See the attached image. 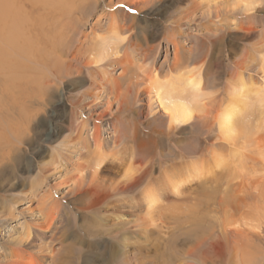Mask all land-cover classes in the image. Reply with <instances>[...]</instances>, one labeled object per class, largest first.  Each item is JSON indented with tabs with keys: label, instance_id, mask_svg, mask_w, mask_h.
Masks as SVG:
<instances>
[{
	"label": "rangeland",
	"instance_id": "rangeland-1",
	"mask_svg": "<svg viewBox=\"0 0 264 264\" xmlns=\"http://www.w3.org/2000/svg\"><path fill=\"white\" fill-rule=\"evenodd\" d=\"M46 12L31 17L49 23L43 34L57 32L54 41L35 36L21 49L33 58L46 48L49 69L0 45V264L18 263L11 250L19 248L33 256L19 264H264V0L250 10L233 0H61L55 20ZM12 20L0 26L17 42L25 35L7 31ZM114 33L118 56L95 67L94 37ZM139 65L149 78L193 68L202 78L197 116L169 125ZM240 86L245 106L223 141L217 116ZM89 133L100 134L101 156ZM92 157L102 160L94 181ZM180 165L183 176L163 179ZM148 184L150 211L140 201ZM146 212L153 221L145 238L138 221Z\"/></svg>",
	"mask_w": 264,
	"mask_h": 264
},
{
	"label": "bare ground",
	"instance_id": "bare-ground-1",
	"mask_svg": "<svg viewBox=\"0 0 264 264\" xmlns=\"http://www.w3.org/2000/svg\"><path fill=\"white\" fill-rule=\"evenodd\" d=\"M67 1V0H66ZM201 1V0H200ZM203 1H206L207 0H203ZM20 4H23L22 5V10H17L19 9L17 7V3ZM113 2V1H112ZM233 2L235 3V5L237 4H240L242 6H244L246 9H251L252 6L255 4V0H233ZM82 2H80L79 4H73V8H77V7H80V5ZM61 4V0H0V24H3V22H1V20H3V17H4V20L5 21H9L11 18H13V20L10 22V23H5L4 26H6L7 28V31H9V29H13L14 28H18L19 31H23L24 32V35L25 37L23 38H20V39H17V42H13V41H9L7 40V33L4 32V29L2 28V25L0 26V45H7V50L11 49V50H16L17 48L19 49V52L20 54H22V58L24 56V60L29 62L30 60L32 61V63L34 65H36L35 67H38L40 66V68L42 67V70L45 68H48L49 69V66H50V60L47 58L46 56V48L44 51H39L37 49L34 50V52L32 53V57H30V53L32 52H29L27 50L28 47H26V49H21L22 47H24L25 45H28V41H29V38H33V37H37L41 40H46L47 38H49L50 41H52L54 38L53 35H57L56 33L57 32H47L45 34H43V29H47L46 27L48 26L47 23H43L44 19H40L39 20V17L38 19H35V18H32L31 15L34 13L35 10H46L47 12L45 14H48V18L50 20H55V17H56V14L58 12H56V9H59V5ZM201 4V3H200ZM24 6L26 7L25 8V11H24ZM107 6V5H106ZM72 7V6H71ZM72 8V9H73ZM61 9V8H60ZM135 9V8H134ZM17 10V11H16ZM63 10V9H62ZM20 12V15H21V19L16 21L17 19H15V16H16V13H19ZM61 12V11H60ZM83 12V11H82ZM115 12V11H114ZM38 15V14H37ZM150 15V14H149ZM12 16V17H11ZM34 16V15H33ZM35 17V16H34ZM43 18V17H42ZM68 18V16L66 17ZM79 20V19H78ZM115 20V19H114ZM67 21V20H66ZM71 21V20H70ZM223 21V20H222ZM113 22L112 21V24L113 25ZM70 23V22H68ZM82 23V22H81ZM51 24V23H50ZM73 24V23H72ZM79 24V23H78ZM117 24V23H116ZM60 25V24H59ZM79 26V25H78ZM113 29L114 27L116 26H111ZM72 28V27H71ZM78 28V27H77ZM116 29V28H115ZM145 30V29H144ZM18 31V32H19ZM12 32V31H11ZM62 32V31H61ZM59 32V33H61ZM148 32V31H147ZM151 32V31H150ZM10 34V33H8ZM14 34H18L17 32L14 33ZM64 34V32H63ZM21 35V34H19ZM13 36V35H11ZM14 37V36H13ZM168 37V36H167ZM82 38V37H81ZM34 39V38H33ZM38 39V40H39ZM59 39V38H58ZM9 42H7V41ZM15 40V39H14ZM67 40V39H66ZM94 40H95V51H94V55L92 58L93 61H94V65L95 67H101V62L103 61V64H105V62L107 61V59H109V57L111 56L112 54V57L118 52V51H115V49L118 48L117 45H119V43L122 42V37H120L117 33H114V34H111L110 36L108 34L106 35H97L94 37ZM93 40V41H94ZM16 41V40H15ZM54 41V40H53ZM60 41V40H59ZM69 41V40H68ZM34 42V41H33ZM60 42H63V41H60ZM35 43V42H34ZM33 43V44H34ZM42 43H44L45 45H47V48L49 49L50 52H53L55 49H54V46L52 43H50L48 41V43L46 41H42ZM57 43V42H56ZM55 43V44H56ZM64 43V42H63ZM67 43V42H65ZM64 43V44H65ZM126 43V42H125ZM177 43V42H176ZM38 44V43H37ZM36 44V45H37ZM59 45V44H58ZM57 45V46H58ZM70 45V44H69ZM220 45V44H219ZM121 46V45H120ZM1 47V46H0ZM34 47V46H33ZM218 47V46H217ZM3 48V47H1ZM4 48V50H6ZM88 48V47H87ZM22 50H25V51H22ZM64 50V49H63ZM3 51V50H2ZM18 51V50H17ZM72 51V50H71ZM74 51L76 52V50L74 49ZM89 51V50H87ZM13 52V51H12ZM11 52V53H12ZM62 52V50H61ZM79 52V51H78ZM133 52V51H132ZM178 52V51H177ZM84 53V52H83ZM6 54V52H5ZM14 54V53H13ZM11 54V55H13ZM19 54V55H20ZM81 54V53H80ZM18 55V56H19ZM36 55H38L40 57V59L37 61L36 59ZM64 55V54H63ZM62 55V56H63ZM178 55V53H177ZM9 56V54H8ZM61 56V57H62ZM118 56V55H117ZM115 55V57H117ZM182 56V55H181ZM20 57V56H19ZM4 58V57H3ZM78 58V57H77ZM176 58V57H175ZM6 59V58H5ZM20 59V58H19ZM30 59V60H29ZM35 59V60H34ZM115 59V58H114ZM119 59V58H118ZM135 59V58H134ZM4 60V59H3ZM75 60V59H74ZM85 60V59H84ZM20 62V60H17ZM22 61V60H21ZM91 61V60H90ZM120 61V60H119ZM136 61V60H135ZM108 62V61H107ZM15 63V61H14ZM23 63V62H22ZM18 64V63H17ZM22 65V64H21ZM20 65V67H21ZM31 65V64H30ZM30 65L27 66V71L31 70L32 67H29ZM52 65V63H51ZM124 65V64H123ZM177 65V64H176ZM15 66H17L15 64ZM14 66V67H15ZM66 66V65H65ZM114 66V65H113ZM62 67V66H60ZM68 67V66H67ZM112 67V66H111ZM139 72L143 73L144 71L146 72L145 75H147V79H148V83H147V89H149V93L150 96H151V99L154 97V100H156V104L158 106L159 109L163 110L164 112V117L168 120V124L169 125H173V126H177V125H185V124H188L189 122L192 121V119L194 117L197 116V108L200 107L198 106L199 102H200V98H199V95L202 93L201 91V84H202V78L201 77H197L194 75V72L192 71L193 68H191L190 70H183V69H180L178 71H176V73H171V74H167V75H162V76H159L158 75V72H151L153 73L150 78H149V74H150V71L145 70V67L144 65H139L137 66ZM175 68V66H174ZM6 69V68H5ZM38 69V68H37ZM130 69V68H129ZM136 69V68H135ZM176 69V68H175ZM20 70V69H19ZM77 70V69H76ZM125 70V68H124ZM174 70V69H173ZM16 71V70H14ZM34 71V70H33ZM32 71V74L33 75H37L35 73H33ZM40 71V70H39ZM45 71V70H44ZM47 71V70H46ZM69 71V70H68ZM126 71V70H125ZM124 71V72H125ZM67 72V71H66ZM100 77H101V80L104 78L105 75H107L106 73V70H102L100 71ZM11 73V72H10ZM16 73V72H15ZM18 73V72H17ZM16 73V74H17ZM21 73V72H20ZM29 73V72H28ZM47 73V72H46ZM50 73V72H49ZM58 73V72H57ZM56 73V74H57ZM123 73V72H122ZM5 74H7L5 72ZM4 74V76H5ZM9 74V73H8ZM12 74V73H11ZM19 74V73H18ZM22 74V73H21ZM69 74V73H68ZM102 74V76H101ZM27 75V73H26ZM50 75V74H49ZM1 76V75H0ZM24 76V75H23ZM31 76V75H30ZM53 76H55V74L53 73ZM95 76V75H94ZM143 76V75H142ZM9 77V75H8ZM47 77V76H46ZM2 78V77H1ZM0 78V79H1ZM28 78V77H27ZM32 78H34L32 76ZM37 78V77H36ZM115 78V77H114ZM113 78V79H114ZM44 79V77H43ZM133 79V78H132ZM2 80L4 81V79L2 78ZM6 80V79H5ZM8 80V79H7ZM22 80V79H21ZM31 80V78H30ZM41 80V79H40ZM100 80V81H101ZM142 80V79H141ZM9 81V80H8ZM32 81V80H31ZM30 81V82H31ZM36 81V80H35ZM42 81V80H41ZM109 81V80H108ZM116 81V80H115ZM133 81V80H132ZM136 81V80H135ZM138 81V80H137ZM27 82V80H26ZM29 82V81H28ZM27 82V83H28ZM36 82H39V81H36ZM35 82V83H36ZM52 82V81H51ZM4 83H7V82H4ZM24 83V82H23ZM33 83V82H32ZM12 84V83H11ZM17 84V83H16ZM20 84V83H19ZM46 84V83H45ZM44 84V85H45ZM105 84V83H104ZM107 84V82H106ZM116 84V83H115ZM1 85V84H0ZM14 85V84H13ZM28 85V84H27ZM33 85V84H32ZM145 85V84H144ZM7 86V85H6ZM35 86V85H34ZM37 86V85H36ZM111 86V85H110ZM16 87H18L16 85ZM39 87V86H38ZM226 87V86H225ZM231 87V86H230ZM8 88V87H7ZM28 88V87H27ZM32 88V87H30ZM28 89V90H31V89ZM46 88V87H45ZM112 88V86H111ZM229 88V87H228ZM9 89V88H8ZM14 89V88H13ZM113 90V89H111ZM230 90V89H229ZM34 91V90H33ZM47 91V90H46ZM114 91V90H113ZM145 91V90H144ZM143 91V92H144ZM246 90L240 86V87H232L231 88V93H230V100L223 106L222 110L220 111L219 115L217 116V125H218V131L220 133V135L222 136L223 138V141L224 140H229L231 135L234 133L235 131V128L238 124V116L239 114L242 113V108L245 106V102H244V92ZM26 92V91H25ZM32 92V90H31ZM94 92V91H93ZM24 94V93H23ZM109 94V93H108ZM25 95V94H24ZM23 95V96H24ZM44 95V94H43ZM214 95V94H213ZM217 95V94H216ZM114 96V95H113ZM209 95H206V99ZM115 97V96H114ZM117 97V96H116ZM115 97V98H116ZM221 97V96H220ZM20 98V97H19ZM22 98V97H21ZM113 98V97H112ZM217 98V96H216ZM222 98V97H221ZM14 99V98H13ZM23 99V98H22ZM119 99V98H118ZM233 99H237V101L235 102H231V100ZM16 100V99H15ZM234 101V100H233ZM117 102V101H116ZM231 102V103H229ZM237 104V105H235ZM94 105V104H93ZM109 105V103H108ZM200 105V104H199ZM97 108V107H96ZM82 109V108H81ZM203 109V108H202ZM203 111V110H202ZM241 111V112H240ZM100 115V114H99ZM92 117V116H91ZM237 117V118H236ZM241 118V117H240ZM120 119V118H119ZM165 119V120H166ZM84 123V122H83ZM116 123V122H115ZM86 125V124H85ZM101 125V124H100ZM92 126V125H91ZM94 126V129H95V125ZM240 126V125H238ZM2 127V126H1ZM77 127V126H76ZM171 127V126H170ZM92 128V127H91ZM71 129V128H70ZM93 129V130H94ZM107 127H102L101 128V131H104L106 130ZM90 130V129H89ZM114 130V129H113ZM117 130V129H116ZM119 130V129H118ZM129 130V128H128ZM97 131V130H95ZM91 132V131H90ZM124 132V131H123ZM76 134V133H74ZM73 134V135H74ZM90 134V133H89ZM113 134V133H112ZM122 134V133H121ZM99 133L97 135V133L94 135L93 133H91L88 137V140L90 141H93L95 143V145L93 144V150H91L92 154L94 156H101L103 153H102V144L100 143L101 140L98 138L99 137ZM134 135V134H133ZM75 136V135H74ZM2 137V136H1ZM7 137V136H6ZM69 139H71L69 137ZM76 139V138H75ZM79 140V139H78ZM63 142L66 144V142H69L68 138H66L65 140H63ZM77 143V142H76ZM75 143V144H76ZM91 143V142H89ZM110 145V144H109ZM66 146V145H65ZM70 146V145H69ZM81 148V147H80ZM61 149V148H60ZM92 149V148H91ZM62 150V149H61ZM69 150H71V148L69 147ZM80 150V149H79ZM87 150V149H86ZM57 151V150H56ZM85 151V150H84ZM59 152V151H58ZM57 152V153H58ZM65 152V151H64ZM71 152V151H70ZM88 152V151H87ZM4 153V152H3ZM12 153V152H11ZM54 154V153H52ZM4 155V154H3ZM76 155V154H74ZM89 156V155H87ZM1 158V157H0ZM74 158L73 155L70 156V160ZM93 158V157H92ZM51 159V157H50ZM85 161H86V164L84 166H87V164L89 163V160H88V157L84 158ZM93 162H94V166H93V169H92V176H91V181H94L96 180L97 176H98V170L100 169L101 165H102V160L101 158L99 157H96V158H93ZM118 159V158H117ZM66 160V159H65ZM75 160V159H73ZM75 167L74 170H76V172L80 175L83 174V163L81 162H77L73 165ZM132 167V166H131ZM173 169L170 171V173H165L163 175V179H166L168 182H170V180L173 179V177H178V176H183L181 175L184 171V167L182 165L178 166V167H172ZM143 169V168H142ZM132 171V170H130ZM127 172H129L127 170ZM193 172V171H192ZM195 172V170H194ZM197 172V171H196ZM198 173V172H197ZM200 174V173H199ZM79 175V176H80ZM82 177V176H81ZM81 177H78V179H80ZM191 177V176H190ZM172 178V179H171ZM181 179V178H180ZM184 180V179H183ZM188 180V179H187ZM78 181L77 183H81L80 180H76ZM176 181V180H175ZM182 181V180H181ZM172 182V181H171ZM92 183V182H90ZM166 184V183H165ZM172 184V183H171ZM169 186V185H168ZM180 186V185H179ZM119 187H124V186H121L119 185ZM153 185L152 184H148L146 186V188L141 192L140 196L141 197V202L142 204L146 205V208L147 210H151L152 209V205L154 203V201H156V198L154 195H152V192H150V190L152 191L153 189ZM163 187V186H162ZM118 188L117 186L114 187V189ZM173 188H176L178 189V185L174 186ZM170 191V190H168ZM174 191V190H172ZM178 191V190H176ZM50 192V191H49ZM174 193V192H172ZM50 195V194H49ZM47 195V196H49ZM52 196V195H51ZM52 197H49L48 199H50ZM130 202L129 203H136L138 204V207L140 205V201L139 203L137 202L136 199H129ZM47 201L49 200H45L43 201L41 204L44 206L47 204ZM124 201V200H123ZM123 203V202H121ZM126 203V202H125ZM133 205V204H132ZM51 208V207H50ZM152 212H146L144 213V215L142 217L139 218V225L142 226V229L141 231L143 232V236L145 237L146 235V232L149 231V225L152 223V219L150 218L152 215H150ZM122 218V216L120 217ZM53 218L50 219L49 222L52 221ZM137 221H135L136 223ZM27 229L23 230L24 232V235L23 237L25 238H28L30 236V233L28 232V230L26 231ZM27 232V233H26ZM46 232V231H45ZM150 232V231H149ZM146 238V237H145ZM135 239V238H134ZM22 238L21 237H18V239H12L11 240V244L14 245V246H17L18 243H22ZM131 244H134L133 243V239L132 237L130 236V234H126L125 236H123V245L124 247H128L129 245ZM196 244H199V241L196 243ZM129 248V247H128ZM192 247H189L190 250ZM190 252L192 251H188L187 254H189ZM11 254L12 256L15 258V262H18L16 264H19L20 261H24L23 259H32L33 256L32 254H29L28 252H26L24 249L22 248H19V249H12L11 250ZM127 260V257L126 259Z\"/></svg>",
	"mask_w": 264,
	"mask_h": 264
}]
</instances>
